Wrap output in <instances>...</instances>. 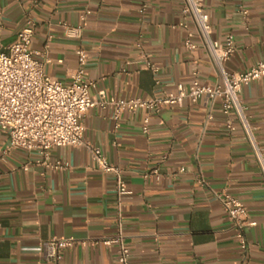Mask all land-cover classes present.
<instances>
[{
    "label": "crops",
    "instance_id": "0c3cea01",
    "mask_svg": "<svg viewBox=\"0 0 264 264\" xmlns=\"http://www.w3.org/2000/svg\"><path fill=\"white\" fill-rule=\"evenodd\" d=\"M183 2L0 0V50L17 41L31 18L32 48L51 76L71 82L80 67L77 52L86 50L93 95L161 96L181 84L188 88L195 68L202 83L215 85L219 73L206 49L184 47ZM205 8L213 37L232 36L235 42L227 71L248 70L264 60V0H205ZM66 24L82 26V36H66ZM139 40L158 73L142 60ZM194 41L201 43L198 36ZM241 98L264 146V78L244 87ZM221 104L220 99L211 110L204 100L186 99L152 113L148 134L142 130L145 110L115 120L113 108H91L83 118L84 136L123 170L129 193L122 196L116 175L99 169L85 148H54L48 163L70 164L54 169L37 152L7 151L9 136L0 129V264H118L115 249L94 241L116 235L120 218L132 264H264V178L243 127L237 122L235 130L227 129ZM157 166L160 180L144 178ZM211 190L248 207L247 256ZM53 237L78 243L61 250L54 262L47 258Z\"/></svg>",
    "mask_w": 264,
    "mask_h": 264
},
{
    "label": "built area",
    "instance_id": "2783aa9c",
    "mask_svg": "<svg viewBox=\"0 0 264 264\" xmlns=\"http://www.w3.org/2000/svg\"><path fill=\"white\" fill-rule=\"evenodd\" d=\"M147 6L148 4L144 2L142 10ZM242 11L245 16L248 15L247 10ZM182 14L187 21L182 24L187 31L184 47L189 51H195L200 46L206 49L219 73L217 83L215 85L202 83L200 71L195 68L194 80L188 88L181 84L176 91L164 92L161 96L128 99L111 97L105 93L92 94L95 82L87 78L86 66L89 55L83 48L77 52L80 67L71 82L64 83L48 74L46 61L39 59L40 53L32 48L36 28L34 21L28 18L18 33L17 41L6 50H0V129L9 136L7 151L18 149L37 152L41 156V161L44 160V164H49L54 169H68L70 168L68 162L48 163L52 150L66 146L85 148L99 169L116 175L118 195L122 196L129 193L123 178V170L112 164L103 150L84 136L83 118L91 108L111 107L115 120H119L124 112L135 114L141 109L145 110L146 117L142 130L148 134L152 113L160 114L168 107L182 106L186 99L193 103L204 100L212 110L221 99L227 129L233 131L236 123H240L264 178V146L255 133L248 108L241 98L244 87L264 78V60H260L248 70L227 71L225 62L235 54V42L232 36H228L224 41L213 37V26L205 8V0H184ZM65 28V34L70 38L82 36V26L66 24ZM196 36L200 38V44L194 41ZM137 46L141 50L140 56L145 65L158 73L159 66L146 54L141 40ZM211 117L209 114V118ZM185 171V167L180 169V172ZM143 176L146 179L155 176L160 180L159 166L145 172ZM199 182L203 186L206 185L203 177H200ZM211 191L226 209L235 227L239 246L247 256L249 243L245 229L252 224L249 221L248 207L239 198L225 191ZM119 210L121 215V206ZM119 220L116 235L95 240L94 244L115 249L118 264H132L131 249L121 218ZM77 243L73 237H53L48 242L47 258L58 262L61 250L73 247Z\"/></svg>",
    "mask_w": 264,
    "mask_h": 264
}]
</instances>
